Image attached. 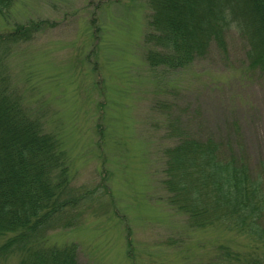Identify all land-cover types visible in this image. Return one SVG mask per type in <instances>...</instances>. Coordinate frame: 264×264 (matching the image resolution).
Masks as SVG:
<instances>
[{
  "label": "rangeland",
  "instance_id": "rangeland-1",
  "mask_svg": "<svg viewBox=\"0 0 264 264\" xmlns=\"http://www.w3.org/2000/svg\"><path fill=\"white\" fill-rule=\"evenodd\" d=\"M151 13L147 0H13L0 11V33L43 22L11 44L4 64L10 90L59 142L69 183L90 191L76 223L43 240L75 244L79 264H202L218 245L248 244L236 232L191 225L171 205L165 151L182 131L232 137L259 167L264 73L248 68L234 30L226 52L212 43L185 67L150 65Z\"/></svg>",
  "mask_w": 264,
  "mask_h": 264
},
{
  "label": "trees",
  "instance_id": "trees-1",
  "mask_svg": "<svg viewBox=\"0 0 264 264\" xmlns=\"http://www.w3.org/2000/svg\"><path fill=\"white\" fill-rule=\"evenodd\" d=\"M12 1L0 0V11ZM147 1L150 65L185 67L204 57L212 43L226 52V34L234 30L246 44L248 68L264 73V0ZM42 24L0 33V262L18 254V264H79L75 244L43 240L49 230L76 223L90 191L69 183L59 142L10 90L4 64L11 44L31 38ZM230 128L239 134L236 120ZM178 134L165 151L171 205L191 225L233 231L248 240L244 250L218 245L202 264H264V163L253 168L232 137Z\"/></svg>",
  "mask_w": 264,
  "mask_h": 264
}]
</instances>
